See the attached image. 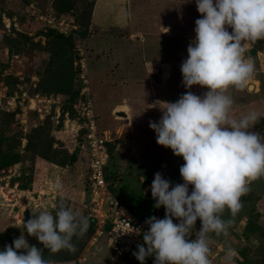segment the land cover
<instances>
[{"label": "rangeland", "instance_id": "obj_1", "mask_svg": "<svg viewBox=\"0 0 264 264\" xmlns=\"http://www.w3.org/2000/svg\"><path fill=\"white\" fill-rule=\"evenodd\" d=\"M23 2L25 0H0V137L8 139L0 143V147L8 152L7 158L18 154L19 160L9 165L14 169L11 176L0 172V216L6 210L10 211L9 204L14 203L18 208V205L24 206L25 203L12 199V194L26 195L22 191L28 190L33 191L36 198L37 191L45 187V179H58L63 185L62 191L42 192L37 201L41 204L36 207L30 204V208L22 210L23 221L32 217L33 208L37 212L47 208L54 214L59 198L68 200L71 189L77 192L73 190L75 206L72 204L71 207L84 215L83 195L87 200L89 194L85 191L79 196V192L83 189L86 165L83 159L79 160L83 152L73 142L71 125H66L63 114L65 111L71 113V109H67L70 107L68 99L75 88V76L70 78L73 45L55 38L46 26L29 18L23 12ZM34 2L43 6H39L42 10L54 7V0ZM69 2L72 7L67 12L52 10L65 19H73L86 43L91 99L97 113L98 128L110 130L113 138L109 146V182L115 194L130 203L136 195L145 197L144 202L135 203L142 220L151 216L162 219L165 208L154 207L152 181L155 173L161 172L173 185L183 183L180 166L184 160L182 156L174 155L170 148L156 142V133L150 128L149 121L158 122L162 116L160 107H164L166 101H177L182 93L189 90L182 83L180 66L188 56L187 47L196 35L195 21L201 14L195 0ZM123 10L127 15L125 21L120 17ZM228 30L231 32V28ZM71 38L74 39L73 36ZM243 46L244 58L254 63L255 72L246 89L229 87L227 90L226 94L234 101L230 109L233 117L249 111L264 113V40L247 41ZM132 77L146 83L142 94L149 91L148 99L140 102L145 113H136V110L134 113L133 107L127 105H122L126 108L118 107L122 95L134 82L130 81ZM191 91L203 95L208 88L194 85ZM40 97L53 100L45 102ZM47 103L49 110L44 107ZM119 111L128 113L127 120V116H121ZM44 113L50 114L45 116ZM56 113H61L59 119ZM254 130L264 134V121L258 123ZM50 139L53 150L59 151L58 155L53 154L57 158H61L65 151L70 155L78 148L77 163L62 166L53 155L50 157L57 163L45 159L42 154H51L46 150ZM249 188L250 191L241 197L242 208L234 217L229 234L220 237L210 234L209 259L212 264H223L227 247L234 249L233 264H264V176L251 182ZM68 203L71 205V201ZM230 215L225 210L222 218L229 219ZM12 218L13 222L21 219L18 216ZM174 223H178L175 218ZM200 226L198 219L192 230L193 239ZM89 237L77 257L62 260L60 257L66 250H61L58 252L60 261L55 263L63 264L82 256L86 264H140L133 253L124 259L112 260L105 234L99 239V252L86 250ZM26 238L30 244L36 241ZM78 239L74 237L73 241ZM40 248H43L41 242ZM145 264H154V259Z\"/></svg>", "mask_w": 264, "mask_h": 264}, {"label": "clouds", "instance_id": "obj_2", "mask_svg": "<svg viewBox=\"0 0 264 264\" xmlns=\"http://www.w3.org/2000/svg\"><path fill=\"white\" fill-rule=\"evenodd\" d=\"M195 3L201 17L195 21L196 35L180 66L182 83L189 90L160 107L158 122L149 121L156 142L183 157V183L173 185L161 172L155 173L154 207L163 206L165 216L145 220L149 227L142 233L144 243L133 252L140 264L150 256L155 257L154 264H212L210 234H229L242 208L241 197L250 191L251 182L264 176V134L254 130L264 113L249 111L233 117L234 101L226 94L229 87L246 89L253 78L255 65L244 58L243 43L264 40V0ZM194 85L206 86L208 91L197 95L191 91ZM62 189L59 181L53 186L54 191ZM225 210L231 214L229 219L222 218ZM198 219L201 226L193 239ZM89 226V218L63 198L54 214L47 208L38 212L33 208L20 236L0 250V264H55L44 257V249L50 254L75 253L73 238L83 237ZM25 232L43 248L30 244ZM234 259V249L227 247L223 264H233Z\"/></svg>", "mask_w": 264, "mask_h": 264}, {"label": "built area", "instance_id": "obj_3", "mask_svg": "<svg viewBox=\"0 0 264 264\" xmlns=\"http://www.w3.org/2000/svg\"><path fill=\"white\" fill-rule=\"evenodd\" d=\"M34 3V1L22 3L23 12L29 18L33 21H39L44 26L54 29L65 36L74 37V39L72 38V51L77 94L69 104L71 113L69 114L65 111L64 116L66 117V125H71L70 134L73 142L79 146L88 162V173L85 176L84 189L88 192L89 197L83 203V207L86 215L94 222V227L85 249H90L95 253L99 252L98 242L100 237L105 234L106 246L111 250L110 258L112 260L123 259L124 256L129 255L132 251L138 250V244L144 243L142 233L149 226L112 193L106 182V167L110 159L107 143L111 142L113 138L110 130H100L98 128L97 113H95L91 99V80L85 40L78 33L77 25L73 19H65V17L56 15L52 10V6L42 10ZM39 99L45 102L53 100L48 97H40ZM44 107L49 110V103L44 104ZM48 114L50 113H44L45 116ZM44 115L41 114V117L44 118ZM60 115L61 113H56L55 116L59 119ZM13 170V167L9 166L1 169L0 172L8 173V176H11L10 174L13 173ZM56 181L45 179L43 184L45 187L37 191L36 198L32 194L33 191L28 190L22 191V193L26 192V195H18L17 193L14 196L15 194H12L11 198H14L17 203H25L24 206H18L26 211V208H30V204L34 207L41 204V202L37 201L42 192H54L53 186ZM1 196L5 198L2 191ZM108 224H110V227L105 230ZM133 230L141 234L128 232ZM211 257H214V255ZM146 259L155 260V257L150 256ZM58 264H61V262H58ZM63 264H86V259L80 256L77 260L64 261Z\"/></svg>", "mask_w": 264, "mask_h": 264}, {"label": "trees", "instance_id": "obj_4", "mask_svg": "<svg viewBox=\"0 0 264 264\" xmlns=\"http://www.w3.org/2000/svg\"><path fill=\"white\" fill-rule=\"evenodd\" d=\"M25 1H35V0H25ZM41 8H44L43 6H41V5H39ZM71 7H72V4H71V2H69V0H54V7L52 6V8L56 11V12H58V11H65L66 10V12L69 10V9H71ZM62 13V12H61ZM49 31H50V33L51 34H53V36L55 37V38H60L61 40H63V41H65V42H67L68 44H70L71 46H72V38L70 37V36H65L64 34H62V33H59V32H57V31H55L54 29H51V28H49V27H46ZM80 32V31H79ZM74 76H75V71H74V69H72L71 68V76H70V78H74ZM77 94V88H74V90L71 92V97H69V99L68 100H70L69 102H68V106H70L69 104L71 103V101L74 99V97H75V95ZM67 109H71V106L70 107H68ZM64 114V113H63ZM261 122H263L264 121V117H262V120H260ZM260 122V123H261ZM2 137V138H1ZM0 138V143H2V142H4V141H8V139L5 137V136H1ZM110 143L111 142H108L107 143V146H108V151H109V146H110ZM47 149V151H49V153L51 152V154H45V155H43L42 154V156L43 157H45V159H47L48 161H51V163L52 162H54V163H57V162H55L50 156H52L54 153H56V155H58L59 154V151H58V153L56 152V150H53L54 148H52V146H51V139L47 142V147H46ZM35 153V152H34ZM61 154V153H60ZM77 154H78V148H76L75 149V151L73 152V153H71L70 155L68 154V152H64L63 154H61V158H57L56 157V155H53V157L57 160V161H60V163H62L61 165L62 166H64V165H71V164H74V163H76V161H77V159H78V156H77ZM109 156H110V152H109ZM8 157V152H6L5 150H2V148L0 147V170L1 169H3V168H6L7 166H9V165H11V164H13V163H16V162H19V160H18V154H14L13 156H11L10 158H7ZM110 158H111V156H110ZM109 161H110V159H109ZM108 165H109V162H108ZM108 165H107V167H106V176H105V179H106V182H107V184H108V186H109V188H110V190L112 191V193L117 197V198H119V200L125 205V206H127V207H129V209L135 214V215H137L139 218H141L140 216H141V213L139 212V208H137V206L135 205V203L136 204H140L141 202H144V200H145V197L144 196H142L141 194H139V195H136L135 197H133L132 199H133V203H130V201L129 200H127L126 198L124 199V198H120V197H118L116 194H115V189H114V187H112V185H111V183L109 182V172H108ZM87 173H88V171H87ZM86 176H87V174H86ZM84 180H85V178H84ZM84 183H85V181H84ZM62 198H59V201L61 200ZM67 203H68V200H66L65 198H63ZM69 204V203H68ZM55 213V212H54ZM85 214H86V212H85ZM84 214V215H85ZM85 216H87V215H85ZM88 217V216H87ZM89 218V217H88ZM89 223H90V226H89V228H88V230H87V232H86V234L83 236V237H81V238H79L78 239V241H73L75 244H76V246H77V251L75 252V253H70V252H68V251H66L65 252V255H64V253H63V255L60 257V258H62V260L63 259H72V258H75V257H77V255H78V253L80 252V250L83 248V246H84V243H85V240L90 236V234L92 233V231H93V227H94V222L89 218ZM110 227V224H108L107 225V227H105V230H107L108 228ZM134 251H137V250H134ZM134 251H132L131 253H129V255L130 254H132ZM129 255H127V256H124L123 257V259L124 258H126V257H128ZM44 257L46 258V259H52V260H54V261H60L59 260V255H58V253H55V254H50L49 252H48V250L47 249H44ZM147 261H149L148 259H146V261L145 262H147Z\"/></svg>", "mask_w": 264, "mask_h": 264}, {"label": "crops", "instance_id": "obj_5", "mask_svg": "<svg viewBox=\"0 0 264 264\" xmlns=\"http://www.w3.org/2000/svg\"><path fill=\"white\" fill-rule=\"evenodd\" d=\"M120 15H121L120 17H124L123 21H125L126 20V16H127L125 14V10H123ZM121 23H123V22H121ZM130 81H134V82H132L128 86V88L126 89L124 95H122L123 97H121L118 107L120 105H127V106H130V107H133V109H132L133 112H134V110H136L137 111L136 113H145L143 111L144 106L140 102L143 101L144 99H148L147 97L149 96V93L147 94V92H149V91H145V93L142 94V87L146 83L144 84V82L138 81V80H136V78H133V80H130ZM144 94H147V95H144ZM126 101H127L128 104L126 103ZM130 112H131V109H130ZM118 113L126 114V116L128 115V113H126V112L122 113V112L119 111ZM127 118H128V116L126 117V120H127ZM102 130H105V129H102ZM81 155L82 156H80L79 160L83 159L84 162H85L86 167H85L84 175L86 176L87 171H88V162H87L86 156H84L83 153ZM76 163H77V161H76ZM85 176H84V178H85ZM55 180L58 181V179H55ZM84 185L85 184L83 182V189H82V192L81 191L79 192V196L81 194L83 195V193L85 192V189H84L85 186ZM73 190H74V192H76L75 189H71L70 190L71 191V197L67 196L68 200L71 201V205L70 206H72V204L74 203V200L72 198ZM14 196H16V193H15ZM83 197H84V199H83V203H84L86 201V198H85L84 195H83ZM75 202H77V201H75ZM13 204H9V205H11V208H10L9 212H6L7 211L6 210L4 212V214H2V216H0V250H3L4 246L6 244H11L14 238H18L20 236V234H21V228H23L24 221H23V217H22V215H23L22 209L18 208L16 204H14V205ZM73 206H75V205L73 204ZM0 214H1V212H0ZM17 216L21 217L22 220L19 218V219H17V221L13 222V218L12 217H17ZM13 225H15V226H13ZM25 235H26V237H30L31 239H36V241H33V245H36L38 248H40V242L38 241L37 238L27 235L26 232H25Z\"/></svg>", "mask_w": 264, "mask_h": 264}, {"label": "bare ground", "instance_id": "obj_6", "mask_svg": "<svg viewBox=\"0 0 264 264\" xmlns=\"http://www.w3.org/2000/svg\"><path fill=\"white\" fill-rule=\"evenodd\" d=\"M251 87H253V85H251ZM251 87H250V88H251ZM253 89H254V88H253ZM125 106H126V105H125ZM125 106L120 105L119 108H126ZM126 110H127V109H126Z\"/></svg>", "mask_w": 264, "mask_h": 264}, {"label": "water", "instance_id": "obj_7", "mask_svg": "<svg viewBox=\"0 0 264 264\" xmlns=\"http://www.w3.org/2000/svg\"><path fill=\"white\" fill-rule=\"evenodd\" d=\"M121 116L125 117V116H126V114H121Z\"/></svg>", "mask_w": 264, "mask_h": 264}]
</instances>
